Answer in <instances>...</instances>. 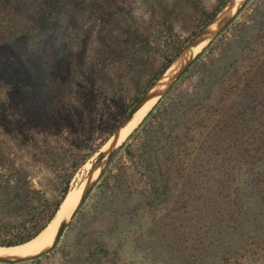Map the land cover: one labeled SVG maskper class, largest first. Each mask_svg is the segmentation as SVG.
Masks as SVG:
<instances>
[{
    "label": "trees",
    "instance_id": "1",
    "mask_svg": "<svg viewBox=\"0 0 264 264\" xmlns=\"http://www.w3.org/2000/svg\"><path fill=\"white\" fill-rule=\"evenodd\" d=\"M136 2L143 14L137 12ZM202 2L0 0V94L7 96L14 117L10 126L0 97V127L18 150L31 153L34 164L62 167L70 157L72 169L61 180L59 198L49 202L31 183L19 157L10 156L8 145L0 146V247L28 242L47 226L69 191L73 172L108 139L94 142L105 124L103 105L119 104L128 114L226 0L209 11ZM179 22L186 24L183 38L175 30ZM158 44L172 52L131 103H120L129 83L141 84L147 59L143 57ZM185 75L198 79L190 89H178ZM263 113L264 0H245L111 154L96 184L101 200L95 218L105 216L114 198L129 187L132 178L111 164L133 135L138 139L126 149L135 172L144 180L150 200L160 203L182 179L187 143L219 141L249 130ZM80 245L87 250L81 258L87 264H99L98 256L107 254L103 245ZM47 252L0 262L35 260Z\"/></svg>",
    "mask_w": 264,
    "mask_h": 264
},
{
    "label": "rangeland",
    "instance_id": "2",
    "mask_svg": "<svg viewBox=\"0 0 264 264\" xmlns=\"http://www.w3.org/2000/svg\"><path fill=\"white\" fill-rule=\"evenodd\" d=\"M219 1L203 0L202 3L204 9L209 11ZM244 1L238 3L232 15L236 14ZM134 5L139 14L143 12L138 2ZM184 26L186 24L183 22L175 24L180 38L188 34ZM171 52V47L158 44L144 56L147 59L141 84L135 87L129 83L120 103H131L144 86L146 78L159 69L165 56ZM197 79V76L185 75L177 83V88L190 89ZM0 97L8 108L3 113L7 114L5 120L11 126L13 110L7 103V96L0 94ZM103 106L105 124L94 142L107 135L109 138L127 115L119 104ZM3 117L0 114L2 124ZM141 121L142 118L116 145L126 140ZM5 129L0 127V146L8 145L10 156L19 157L31 183L45 193L49 202L56 201L60 196L61 180L72 172L68 165L71 158H66L62 167L36 165L29 151L18 150L14 146ZM56 137L63 140L59 134ZM137 139V134L133 135L127 141V146L118 150L112 160L111 165L120 167L121 172L124 171L132 179L129 187L122 191L123 194L120 192L114 198L105 216L95 218L101 200L96 184L109 160H99V154L107 141L73 172L69 191L83 187L98 169L91 182L93 188L79 209H75L69 217L60 237L53 240L55 242L49 245L50 248L39 250L48 248V252L35 260L0 264H87L81 259L87 250L80 244L104 246L107 254L98 256L99 264H264V113L258 116L249 130L230 133L219 141L209 138L206 142L197 139L187 143L189 153L184 161L182 179L175 186L172 185L166 201L160 203L150 200L147 186L135 172L126 149ZM84 152L88 153L89 149ZM128 191L129 195L126 194Z\"/></svg>",
    "mask_w": 264,
    "mask_h": 264
},
{
    "label": "bare ground",
    "instance_id": "3",
    "mask_svg": "<svg viewBox=\"0 0 264 264\" xmlns=\"http://www.w3.org/2000/svg\"><path fill=\"white\" fill-rule=\"evenodd\" d=\"M240 1L241 0H234L232 7L227 11L226 19L232 15V12L235 10V8L237 7ZM220 24H221V20L216 18L214 22L211 23L203 32L201 37L202 40L199 43L194 44L189 48V50L186 52L185 56L183 57L181 63H179V61H174L169 66V68L163 73V75L159 78V80L156 82L155 87H159L161 85L166 84V82L177 72L179 68V64H181L180 69L183 68L192 59V57L197 52H199L201 48L207 43L208 38L213 35L214 30L218 28ZM161 92L162 90L155 93V95L152 97V99L149 102L144 104L136 111L134 116L122 128L117 143L121 141L124 138V136H126V134L137 124V122L145 116L146 112L149 110L151 106L154 105L153 102L157 98L158 94ZM110 146H111L110 141L108 140L105 146L103 147V151L105 152V155L101 158V160L104 161L106 159V156L110 150ZM97 173H98V169L92 173V175L89 177L88 181L84 184L83 187H79L78 189H71L67 193L65 199L61 203L57 213L55 214L51 222L36 237L20 245L11 246V247H0V256H15V255L26 256L33 254L39 251L40 249H43L44 247H48L51 243H53V240L56 237L59 227L62 225L63 222L68 220L74 207L78 203L79 197L81 196L84 187L93 181L92 179H94Z\"/></svg>",
    "mask_w": 264,
    "mask_h": 264
},
{
    "label": "water",
    "instance_id": "4",
    "mask_svg": "<svg viewBox=\"0 0 264 264\" xmlns=\"http://www.w3.org/2000/svg\"><path fill=\"white\" fill-rule=\"evenodd\" d=\"M233 2H234V0H228L225 4H224V6L220 9V11L216 14V16L212 19V21L194 38V39H192L190 42H189V44L180 52V54L169 64V66L174 62V61H179V63H181V61L183 60V57L185 56V54H186V52L189 50V48L192 46V45H194V44H197V43H199L202 39H201V37H202V34H203V32L205 31V29L211 24V23H213L214 22V20L216 19V18H218V19H220L221 20V24H220V26H218V28L214 31V33H213V35L210 37V39L207 41V43L205 44V46L209 43V41L214 37V35L221 29V27L224 25V24H226L233 16H234V14L230 17V18H228V19H226V15H227V11L232 7V5H233ZM237 11V10H236ZM235 11V12H236ZM199 53V52H198ZM198 53H196L194 56H193V58L198 54ZM192 58V59H193ZM192 59L183 67V68H181L180 69V65L181 64H179V68H178V70H177V72L166 82V84H164V85H161V86H159V87H155V85H156V82L159 80V78L163 75V73L169 68V66L164 70V72L159 76V78L146 90V92L140 97V99L135 103V105L132 107V109L128 112V114L125 116V118L122 120V122L118 125V127L114 130V132L110 135V137L107 139V141L109 140L110 141V150H109V152H108V154H107V156H106V159H108L110 156H111V154L114 152V150L125 140H123L120 144H118V145H116V143H117V141H118V139H119V137H120V134H121V130H122V128L125 126V124L134 116V114L136 113V111L140 108V107H142L144 104H146L147 102H149L151 99H152V97L155 95V93H157V92H159V91H161L162 90V93H161V95H160V97L167 91V89L170 87V85L175 81V79L179 76V74L186 68V66L192 61ZM159 97V98H160ZM158 98V99H159ZM158 99L156 100V102L158 101ZM155 102V103H156ZM154 103V104H155ZM143 119V118H142ZM129 135V134H128ZM105 155V152L103 151V152H101L100 154H99V160L103 157ZM90 187H91V183L90 184H88V185H86L85 187H84V190H83V192H82V194H81V196L79 197V200H78V203L76 204V206L74 207V209H73V211H72V213L70 214V216L69 217H71L72 215H73V213H74V211H75V209H77L78 208V206L82 203V201H83V199H84V196H85V194L87 193V191L90 189ZM64 200V199H63ZM62 203V202H61ZM68 220H69V218H68ZM68 220L67 221H65V222H63L62 223V225L59 227V229H58V232H57V234H56V238H55V241L60 237V235H61V233H62V231H63V229H64V227L66 226V224L68 223ZM41 232V231H40ZM39 232V233H40ZM38 233V234H39ZM37 234V235H38ZM36 235V236H37ZM35 236V237H36ZM54 241V242H55ZM53 242V243H54ZM53 245V244H52ZM1 247H3V246H1ZM51 246H49L48 248H50ZM48 248H46V249H44V250H41V251H39V252H37V253H35V254H33V255H30V256H24V257H0L1 259H6V260H8V259H10V260H12V259H14V260H16V259H20V258H30V257H33V256H35V255H38V254H40V253H42V252H44V251H46Z\"/></svg>",
    "mask_w": 264,
    "mask_h": 264
}]
</instances>
